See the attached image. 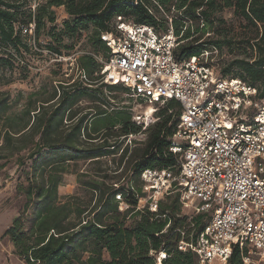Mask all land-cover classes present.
Here are the masks:
<instances>
[{
	"label": "trees",
	"instance_id": "16d2710c",
	"mask_svg": "<svg viewBox=\"0 0 264 264\" xmlns=\"http://www.w3.org/2000/svg\"><path fill=\"white\" fill-rule=\"evenodd\" d=\"M23 6L18 0H0V65L4 64L10 68L26 66L21 64L24 62L22 56L30 54L32 48L28 38L21 34V26L28 25L32 20L35 23L34 38L39 49H45L52 55H62L58 49L43 47L39 41V35L45 30L46 24H54L56 21L53 11L56 8H64L68 15V19L62 22V30L55 33L56 29L51 28L53 31L50 35L56 41L63 35L71 38L76 36V39H79L80 32L91 27L96 32V43L102 46L103 52L104 45L100 34L107 32L109 24L117 17L138 25H150L159 30L163 23L154 12L170 7L179 15L170 18L176 35L180 37L179 43L180 40H192L186 45L178 44L175 51V57L178 59L199 55L207 49L214 48L218 51L230 46L231 40L219 36V26L225 24L219 13L230 9L236 18L245 23L244 28L250 29L252 33L244 42L252 51L253 58L251 61L233 60L222 69L221 76L241 80L256 89L259 99L264 98V0H46L44 4L37 5L34 13L29 6L26 17ZM165 30L166 26L162 32ZM207 32L211 35L199 43ZM195 34L199 37L193 38ZM192 44L196 45L191 46ZM32 53L38 57H47L33 51ZM78 62L91 84L96 83L95 78L91 79L97 70V67L92 68L94 61L89 57H80ZM232 69L236 70L233 74ZM65 80L69 84V79ZM59 98L54 95L45 104ZM75 101V94L71 97L65 96L57 105L58 109L46 119L43 118L40 107L32 111L27 108L21 120L17 122L15 118L5 115L9 105L7 99L0 95V160L26 154V159L33 160L34 168L28 191V198H34L35 205L30 228L27 233H23L19 230L18 221H15L13 227L5 233L16 254L27 264H157L159 253L163 252L166 258L161 264H198L194 253L177 249L178 242L181 241L179 232L180 228L192 225L194 241L207 223L208 215L199 213L189 223H185L184 218L174 220L173 217L178 212L177 200L168 206L164 205L162 200L158 201L155 213L146 208L142 211L135 210L138 199L143 197L137 181L142 184L140 173L144 169H171L177 172L178 157L174 156L169 148L179 115L178 104L170 101L163 107L162 117L158 118V121H162L155 125L145 149L133 160L130 176L123 181V185L115 182L107 186L95 180L86 183V186L97 194L94 207L86 210L76 203L74 197H69L71 200L65 203L58 201L59 178L53 177L52 174L63 172L61 166L70 160L68 157L88 154L91 159L101 158L113 154L117 146L79 149L76 143L81 132L86 130L83 123L85 117L73 124L68 133L62 132L60 124L63 112ZM170 109L175 112L169 113ZM106 115V112H103L91 117V127H107L111 130L126 120L125 117L110 118ZM170 116L174 117L175 121L171 127L166 128ZM134 124L126 123L120 126L123 140L128 135L138 133L139 128ZM104 131L107 133L105 129ZM64 134L65 147L50 144L54 141L53 138L62 139L61 135ZM86 135L90 139V135ZM123 152L124 149H121L120 153ZM116 195H120L127 202V210L119 211ZM91 214L93 217H90ZM129 217L136 218L130 227H126L123 220L119 221L120 218ZM204 217L206 220L202 222ZM227 264H243L238 249H233Z\"/></svg>",
	"mask_w": 264,
	"mask_h": 264
},
{
	"label": "built area",
	"instance_id": "2783aa9c",
	"mask_svg": "<svg viewBox=\"0 0 264 264\" xmlns=\"http://www.w3.org/2000/svg\"><path fill=\"white\" fill-rule=\"evenodd\" d=\"M37 5L32 0V13ZM167 22L159 33L117 17L100 34L103 52L75 51L68 58L39 49L34 20L21 26V34L34 53L66 62L62 73L69 83L91 84L77 63L86 56L97 66V83L122 86L153 108L176 102L179 115L169 149L178 157L177 172L144 169L140 181L150 188V198L146 207L139 206L144 199L139 198L135 210L155 213L157 202L176 192L185 207L209 217L194 241L178 242L179 251L194 253L198 264H227L236 248L243 264H264V98L241 80L222 77L209 63L218 54L214 48L176 58L180 37L170 18ZM154 113L144 111L135 124L145 130ZM125 138L130 143L133 135ZM115 199L120 212L129 208L120 195ZM165 258L160 252L157 264Z\"/></svg>",
	"mask_w": 264,
	"mask_h": 264
},
{
	"label": "rangeland",
	"instance_id": "374dc122",
	"mask_svg": "<svg viewBox=\"0 0 264 264\" xmlns=\"http://www.w3.org/2000/svg\"><path fill=\"white\" fill-rule=\"evenodd\" d=\"M37 1L38 5H42L46 0ZM31 2L32 0H18L19 4H24L22 10L25 13V17L29 13L28 10ZM53 11L56 21L54 24L47 23L45 30L39 35V41L43 47L46 46L47 48L51 46L58 49L62 53V58H68L75 51L102 52V46L96 43V32L91 27L88 30L81 31V37L79 39H76V36L71 38L68 35H63L56 41L50 35L53 31L51 28L54 27L56 29L55 33L62 30V22L68 19V15L62 7L56 8ZM154 13L163 23L161 29L158 30L159 33L167 25L168 18L172 16L179 17L176 11L170 7L162 10L158 9V12L155 11ZM219 16L225 21V24H220L219 26V36L226 38V40H231V43L230 46L218 50L216 57L209 63L221 75L222 69L228 66L233 60L246 59L251 61L253 55L252 51L244 42L245 39L252 36L250 29L244 28L245 23L236 18L230 9L222 10ZM194 27L191 30L192 33ZM208 35H211V33L205 34L199 43L204 41ZM197 37H199L198 34L193 35V38ZM191 41L180 40L179 45H186ZM194 45L196 44H192L191 46ZM1 55L0 50V57H2ZM22 57L24 58V62L21 64L26 66L19 65L18 68L14 66L10 68L4 64L0 65V95L7 99L9 105L5 115L15 118L18 122L21 120L20 118H22V114L27 108H30L32 111L40 107L42 116L44 115L43 118L46 119L52 112L58 109L57 105L61 103V100L65 96L71 97L72 94H75L76 101L67 108L68 110L66 109L63 112V120L60 124L62 132H65V134L68 133L73 124L78 123L80 119L85 117L83 123L86 125V130L81 132L78 138L79 140L76 143L79 149H101L104 145L117 146L113 154L101 158L91 159V156L88 154L72 156L75 158L68 157L67 159L70 160L61 166L63 167V172L52 174L53 177L59 178L57 196L60 203H65L71 200L68 199L69 197H74L76 203L82 209L86 208V210H90L94 207L97 194H94L86 186V183L95 180L98 183L103 182L107 186L115 182L123 185V181L130 176V166L133 160L145 149L155 125L162 121L156 119L162 117L161 113L164 108L160 106L153 108L144 102L131 98L129 92L121 86L113 89L102 86V84L97 82L89 84V86L83 85L78 81L67 84L66 82L68 81L65 80L66 78L63 77L62 73V69L66 63L64 61L56 63L51 59L52 57H38L32 51L30 54H24ZM78 59L77 63L79 66ZM95 67L97 66L93 64L92 68L95 69ZM231 71H233L232 74L236 72L234 69ZM54 95L60 98L45 104ZM42 105L46 107L43 108ZM153 110H155V113L151 119L146 121L147 128L145 130L134 124V117L142 114L144 111H147V115H149ZM103 112H106V116L110 118L118 116L125 117L126 120L120 123V126L126 125V123L130 125L133 123L139 128L138 133L133 134V139L130 140V143L127 139L123 140L122 135H120V126L118 125L111 128V130L107 127L99 126L96 129L91 127V117ZM174 121L175 118L170 116L166 128L171 127ZM104 129L107 133H105ZM65 134L61 135L62 139L53 138L54 141L52 140L50 144L55 147H65L66 145L63 142ZM86 134L90 135V139L87 138ZM0 144H2L1 141ZM121 149H124L123 153H120ZM26 156V154H18L12 158L0 160V264H27L24 259L16 254L9 237L5 236V233L13 227L15 221H18L19 230L27 233L35 210L34 198H31V200L28 198L30 181L33 178V160L26 159ZM137 186L141 188L144 198L140 200L139 206L146 207V203L149 201L148 197L150 198V188L144 187L139 181H137ZM32 190L35 191L34 188ZM176 200L178 212L173 219L178 220L184 218V222L189 223L197 215V212L190 208L191 206L185 207L181 203L178 193L174 192L164 197L162 203L168 206L172 205ZM193 204L196 206L195 203ZM203 213L207 216L206 212ZM90 217H93V214ZM135 219L134 217L120 218L119 221L123 220L124 225L130 227ZM205 220L204 217L202 222H205ZM193 234L194 228L192 225L180 228V240L189 241L192 239ZM212 264L218 263L214 262Z\"/></svg>",
	"mask_w": 264,
	"mask_h": 264
}]
</instances>
